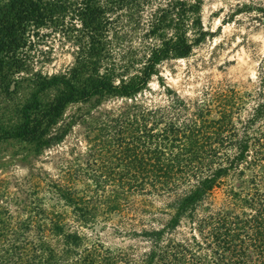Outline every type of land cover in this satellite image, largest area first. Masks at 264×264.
Masks as SVG:
<instances>
[{"label":"rangeland","instance_id":"374dc122","mask_svg":"<svg viewBox=\"0 0 264 264\" xmlns=\"http://www.w3.org/2000/svg\"><path fill=\"white\" fill-rule=\"evenodd\" d=\"M152 9L143 11L139 27L129 24L124 30L117 53L123 54L124 62L134 61L125 80L138 74L161 39L173 35L167 28L144 36ZM195 19L188 15L186 22L187 40L194 43L191 53L159 62L134 97L104 94L69 104L49 130V136L67 134L41 149L21 140H0V264H25L38 245L63 254L68 248L62 236L68 233L78 237L76 246L63 255L68 261L98 245L97 249L125 253L132 264H141L152 247L147 236L151 232L164 231V243L189 240L187 215L177 228L169 226L176 214L174 196L188 186L170 191L146 184L142 190L132 188L127 155L144 157L147 150L137 145L127 153L120 140L128 141L142 126L157 132L164 124L217 120L225 110L239 137L245 126L255 134L264 125V111L254 125L246 124L264 105V0H202L199 24ZM200 32L204 36L197 41ZM36 50L45 53L41 56ZM33 53L34 62L20 74L24 80L16 92L0 91V129L18 122V108L36 92V74L51 78L74 66V49L56 36L44 38ZM57 91L58 87L49 88L39 97L46 102ZM147 111L153 114L146 117ZM263 171L264 162H259L229 172L197 205L194 218L218 210H247L240 200L253 192L251 181ZM257 187L263 191L264 180Z\"/></svg>","mask_w":264,"mask_h":264},{"label":"trees","instance_id":"16d2710c","mask_svg":"<svg viewBox=\"0 0 264 264\" xmlns=\"http://www.w3.org/2000/svg\"><path fill=\"white\" fill-rule=\"evenodd\" d=\"M160 1L0 0L2 93L16 92L24 80L20 74L28 72L34 62L33 50L44 38L56 36L74 49V66L64 75L34 76L36 92L18 108L19 120L13 128L0 129V140H21L36 149L60 141L68 131L49 136V130L69 104L86 103L104 94L132 98L146 87L159 62L170 55L188 56L194 43L187 40L186 22L188 15H195L194 23L199 24L202 0H162V5ZM149 6L153 9L144 36H155L167 28L173 30V35L161 39L160 47L150 52L138 74L125 80L134 61L124 62L123 54L117 53L125 38L124 30L129 24L139 27L142 13ZM203 36L204 32H200L197 41ZM37 51L41 56L45 53ZM53 87H58L54 98L41 100L39 94ZM263 111L264 105H260L246 124L254 125ZM151 114L147 111L146 117ZM141 119L145 120L144 116ZM243 131L239 137L225 110L217 120H190L181 126L164 124L157 132L142 126L139 134L128 141L120 140L127 146V153L137 150V145L147 150L144 157H138L136 152L127 155L126 173L132 188L142 190L146 184L170 191L181 184L188 186L174 196L172 208L176 214L169 226L177 228L180 218L187 215L189 240L164 243V231H153L147 235L152 247L143 255L141 264H264V190L257 187L264 180V171L254 175L253 192L240 200L247 210H218L198 219L193 216L197 205L229 172L239 170L243 164L264 162V125L255 134H249L247 126ZM55 229H60L59 224ZM62 237L68 248L63 254L38 245L32 248L25 264H132L125 253L112 254L97 249L98 245L86 248L75 260H63L70 247L76 246L78 237L69 233Z\"/></svg>","mask_w":264,"mask_h":264}]
</instances>
